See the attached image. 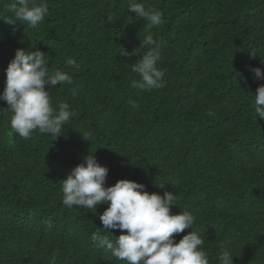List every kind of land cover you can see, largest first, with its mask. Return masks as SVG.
Here are the masks:
<instances>
[{
    "label": "trees",
    "instance_id": "obj_1",
    "mask_svg": "<svg viewBox=\"0 0 264 264\" xmlns=\"http://www.w3.org/2000/svg\"><path fill=\"white\" fill-rule=\"evenodd\" d=\"M12 2L0 0V92L15 50L35 44L50 73L72 76L45 90L54 109L65 101L74 114L62 136L24 139L0 101V264H126L90 239L120 235L98 228L107 205L94 214L62 203L60 180L90 151L108 169L105 186L128 179L176 194L170 214L195 215L209 264L222 246L233 264H264V120L252 108L264 79L249 70L264 73V0H138L163 13L151 29L127 23V0H47L37 28L6 23ZM149 33L166 42V86L145 92L131 87L138 57L122 54Z\"/></svg>",
    "mask_w": 264,
    "mask_h": 264
},
{
    "label": "clouds",
    "instance_id": "obj_2",
    "mask_svg": "<svg viewBox=\"0 0 264 264\" xmlns=\"http://www.w3.org/2000/svg\"><path fill=\"white\" fill-rule=\"evenodd\" d=\"M126 9L135 13V16H127V23L145 20L149 29L163 23L161 11L146 8L138 0H127ZM8 11L11 15L6 23L15 25L20 22L37 28L48 14L47 0H13ZM165 46V41H157L149 33L130 52L123 49V56L138 57L132 72L139 79L132 80V88L151 92L166 86L165 70L158 67ZM47 56L36 49L35 44L27 50L17 48L4 70L5 87L0 92V101L8 106L11 129L24 139L30 138L35 130L50 134L54 139L60 137L63 126L74 114L65 101H60L56 109L52 106V93L45 90V86L71 85L73 78L60 69L50 73ZM261 63H264L262 57ZM65 64L79 67L70 56L65 59ZM249 70L257 79H264L261 68ZM252 96L255 117L264 120V84L259 85ZM131 106L137 107L135 102H131ZM82 138L89 142L90 134L86 133ZM93 152L90 151L82 162L71 168L65 179L60 180L65 207L94 209L97 214L98 205H107L98 214L102 223L98 228L106 233L109 229L119 230L120 235L113 240L109 235L94 231L90 237L93 242L126 264H209L208 253L203 248L205 237L193 229L195 215L182 209L179 214H170V206H178L176 194L169 191H164L163 195L149 193L144 184L128 179H119L113 185L105 186L108 169L97 162ZM155 185L163 189L166 184ZM185 229L192 230L176 241V235ZM233 257L231 251L222 246L217 256L218 264H233Z\"/></svg>",
    "mask_w": 264,
    "mask_h": 264
}]
</instances>
